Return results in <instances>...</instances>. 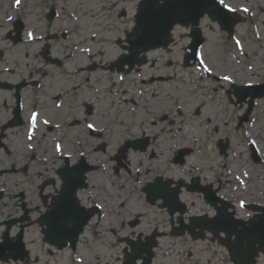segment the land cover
<instances>
[{"label": "flooded vegetation", "instance_id": "af4514ba", "mask_svg": "<svg viewBox=\"0 0 264 264\" xmlns=\"http://www.w3.org/2000/svg\"><path fill=\"white\" fill-rule=\"evenodd\" d=\"M64 1L66 0H42L37 6L43 5V12L37 9L38 13L33 14L38 18V23L44 27L43 30L46 28L44 34H38V31H41L40 26H33L35 36L41 37L36 40L42 46L39 56L47 68L55 70L68 69L71 61L84 58L79 53L81 28L77 27L73 29V32H70V29L65 30L69 28L70 23L80 25L82 17L79 11L69 16L66 13L69 4L66 5ZM15 2L16 0H0V34L5 32L2 37L0 36V239L7 234L8 241H11V244L5 241V247L0 252V264H24L23 262L35 264L40 261L37 258L38 254L46 255L50 259L46 261L47 263L67 261L69 264H86L85 251L91 245H95V249H98L101 244L111 250L117 246L116 243L120 242L125 243V249L129 251L127 247L129 244L146 243L153 235H157V248L152 264H204L203 260L196 262V260L183 259V263L180 260L170 261L172 254L168 253L171 251L157 252L158 248L165 246L163 237L171 236L173 232L182 233V240L185 241L180 245L186 250L198 245L199 240H195L196 238L205 236L201 240L208 241L206 246H203L204 249L212 247V249L220 250L223 249L222 242L211 237L208 227L202 226L214 218L217 211L222 214L224 222L229 214H233L235 219L244 222L258 221L261 210L255 212L251 210L252 206L264 207V202H262L264 188L261 181L262 163L261 161L255 162L252 158L253 150L256 153L259 152L260 146L257 138L254 142H250L249 139L242 140L241 144L245 143L247 148L243 147L244 153L241 154L242 159L236 165L237 169L233 168V163L223 165V171L229 175L225 180L221 176L212 177L214 172L212 165L208 163V156H202L201 160L197 159V169L190 170L186 169L185 165H175L174 157H172V164L179 169L175 173H180V175L168 177L158 166L165 142L162 143L159 133L152 135L145 130L142 133L145 142V151L142 154L146 157L147 165L143 167V178L130 179L132 186L138 188L132 189L130 194L118 195V176L124 172L132 176L131 163L128 162L127 170L118 171V148L110 153L114 145L109 138L108 140L103 139L104 134L101 133V129L106 128L98 125L97 121L100 116L96 115L98 112L96 100L101 96L100 89L89 86L84 89L83 82L69 86V82L66 81L54 83L60 87L59 90L50 85L45 87L44 78L48 74L53 75V73H47L45 68H36V73L34 71L22 73L19 67L21 61L17 60V46L26 43V23L29 20L17 18ZM226 3L237 9L236 12L229 14L231 23L228 27L234 28L232 34L221 29L223 24L219 19L214 18L213 14L208 15L201 22V26L205 23L206 50L211 48L210 53L213 58L215 50L217 52L215 62L208 57L206 61L213 69V74L208 76L212 81L211 91L220 94L221 101L227 107V111L225 110L221 115L226 119L223 123L224 125L229 122L233 123L234 133L242 134L255 122L254 119L262 117L261 106H264V0H226ZM86 4V0L81 3V5ZM120 5L121 3L118 2L110 3L104 8L103 13L107 21H113L118 15L116 10ZM57 6L63 7L60 18ZM244 8H248L249 11L244 12ZM52 9H55L56 15L50 23L48 15ZM17 20L21 21L24 26L22 41L18 44ZM177 30L178 28L174 31V43L169 49L149 52L146 55L148 62L142 67H136L131 74L127 75L136 79V82L131 83L134 88L128 89L131 93L133 90L137 92L136 96L130 97L131 102L136 104L137 102L133 99H138V102L145 103L148 116L162 123H169L171 126L175 123L173 120L175 115L182 116V112L177 109L176 94L172 93L169 96L170 91L174 92L173 82L178 79V74L182 69V55L185 50V48H179L180 41L177 39L185 40V38H182L183 34H178ZM126 33L125 31V35ZM213 36L217 37L219 44L211 42ZM55 44L56 47L62 48L61 56L53 51ZM47 48L49 59L43 55ZM18 53L23 55L22 51ZM223 57L226 58L222 59ZM115 59L117 60L118 57ZM97 70L108 73L106 68L96 62L78 67L77 73L82 75ZM223 75H230L234 83L219 81L218 77ZM247 85H252V87L249 88ZM150 97L158 101L154 104ZM169 97L172 107L166 108L165 100ZM43 99L47 102V111L41 106ZM161 100L164 101L161 102ZM251 105L253 109L249 115V121L238 127L239 120L247 115ZM202 107L199 106L194 110L195 117L203 114ZM230 107L233 108L231 111ZM76 108L83 109V118L76 116L70 120L69 115L72 113L70 110ZM32 112L39 114L37 123L47 119L52 124H58V129L52 127L48 131L49 134L55 131L69 134L70 130H74L73 128H79L78 130L81 129L83 135L87 133V136L94 141L90 149L100 156L95 161L97 170L86 175L87 188L77 189L76 187L75 199L79 200V207L84 210L83 213L74 210V201L70 202L68 194L64 197L60 196L64 184L61 170L74 168L80 159L76 158L78 153L70 154L64 142H62L64 147L59 154H56L55 143L51 140L52 144L48 149L46 148L47 150L40 147L34 139L37 123L35 126L31 123ZM209 119L211 118H208V121ZM88 123H94L96 130L88 129ZM210 125V123L204 125L206 134L212 137L217 136L220 127ZM110 126L111 124H108V128ZM165 131L163 130V133ZM66 134L58 138L66 141L69 136ZM29 136H32L31 140ZM231 143L232 146L236 144L230 141V147ZM101 144L104 145V149ZM172 148L175 153L176 147L172 146ZM180 149H191L192 151L185 162L191 156L204 151L203 147L197 149L198 153L191 147ZM218 149L217 145V152ZM258 159H262L260 153L259 158H255L256 161ZM149 167L153 169L152 176H149L146 171ZM161 174L165 180L171 178L181 187L180 203L184 205L182 214L177 208L175 215L171 217L169 214L172 211L171 208H161L160 201L156 204L152 203L148 193L144 191V188L154 183L155 178ZM137 175L140 177L139 173ZM181 175L184 179L183 184L180 183ZM235 177L240 179L238 184H232ZM57 185L60 187L58 188ZM214 196L215 200L211 201H214L215 206L205 200L208 197L213 199ZM241 200L245 202L244 208L240 207ZM85 214L90 215L85 216ZM164 215L166 218L163 220ZM88 216H90L89 221L85 225ZM82 224L84 225L83 232L79 235L73 249L71 246L75 240L74 235L79 232ZM241 229L240 227L239 230ZM59 231L66 234V246L62 250L47 245L43 240L44 234L62 233ZM19 234H23L25 252L28 254L27 258L22 261H17ZM134 235H137L135 239L132 238ZM231 243L235 244L233 239ZM192 252L193 250L188 249L185 254L192 258L195 255ZM105 261L108 260L100 254L89 264H112L113 260L108 263ZM205 263L210 264L209 260ZM257 264H264V259L259 258Z\"/></svg>", "mask_w": 264, "mask_h": 264}, {"label": "rangeland", "instance_id": "374dc122", "mask_svg": "<svg viewBox=\"0 0 264 264\" xmlns=\"http://www.w3.org/2000/svg\"><path fill=\"white\" fill-rule=\"evenodd\" d=\"M41 1L42 0H24L23 5L21 6V16L26 19V21L27 19L29 20L26 23L28 29L33 28V26H40L41 31H38V34H44L46 29L45 28L43 30L44 27L38 23V18L33 15L35 13H38L39 10L37 9H41L43 12V5L37 6V4ZM82 1L83 0H66L64 2L66 5L69 4L66 12L68 11V8L71 10V12H80V16L83 19L81 20V23L79 25V27L81 28L79 31V45L82 47L81 51H83V49L85 48H88L91 49V52H89L87 56H83L81 55V53V57H84L83 60H79L76 58L75 60L71 61L68 69L65 68V70H55L50 67L47 68L45 63L41 60L39 51L41 50L42 46L35 44L34 41V43L29 42L28 44L17 46V60L21 61V65L19 67L22 73L32 71L36 73V68H45L47 70V73H53V75L48 74V76L44 78L43 84L45 85V87L47 85H50L51 87H54L58 90L60 89V87H57L56 85H54V83L63 81L69 82V86L74 83L83 82L84 89H87L89 87L99 88L101 91V96L98 100H96V105L98 108V112L96 115L99 114L98 116L100 117L97 123L99 126H101V128L105 127L107 129V131L104 133L103 139L108 140L109 138L114 145V147L111 148L112 151H110V153H113L115 151V148H120L127 139L140 138L144 130H147L148 133L152 135L159 133L162 137V143L165 142V146L163 148L160 165L158 166L168 177H178L180 175V173H175V171H179V169L171 162V157L174 155L172 146L176 147L187 145L190 147L192 146L196 150L203 147L204 151L207 153H205V155H209L208 163L214 168V174L212 176L213 178L219 177L221 175V168L217 165L219 164V162H222L223 164L221 157L216 152V143L218 138L225 139L227 137L236 142V145H233V147L235 148L232 150L236 151L237 156H232L231 154L230 160L233 161L232 157H240L242 159L241 154L244 153L243 147H245L244 143L241 144L243 137L241 136V134L234 133V125H232L233 123L229 122L224 125L226 119L221 115L224 114L225 110L227 111V107L221 101L222 98L220 97V94L211 91L212 81L205 82L202 86L203 89H195L197 85L195 83H199L198 78L199 75L202 74L201 72H197L196 70L181 69L180 74L178 75L179 80H175L173 82L174 92L170 91L169 96L172 93L176 94L175 101L177 103V106L181 107L182 109V116L175 115L173 119L175 123L172 126L169 123H162L159 120H154L155 118H153L152 116H148L146 113L147 110L145 108L147 107V105L143 102H138V99H133L137 102L136 104L129 103L130 97L133 98V96H136L137 93L134 90L132 93L130 92V90H128L130 88H134L131 86V83L136 82V79L129 77V81H127V79L120 81L118 80L119 75H117V73L108 74L102 70H97L93 73H83L82 75H79L77 73L78 67L87 66L90 62H96L97 64L105 66L107 63L111 62L121 54V50L114 44V40L119 37H123V31L132 25L131 19L132 16L136 13L139 0H86L87 4L81 5ZM115 2H121L120 7L116 10L117 13L122 9L128 14L124 17V19L115 17L113 21L107 22L105 14L103 13L104 8L108 6V4ZM62 8V6H59L60 14H62ZM61 25L62 22L60 23V26ZM69 27H71V32H73V29L76 27V25L75 23H70ZM4 33L5 32L3 31L0 36L2 37ZM93 33L98 34V37H105V39L101 43L97 40L91 41L90 37ZM180 33L184 34V31H179V34ZM180 42L181 43H179V48H183V46L186 45V41ZM211 42H213L214 44H219L216 36L212 37ZM210 50L211 48H207V50L205 49V58L207 59L208 57V59H210L212 62H215L214 58L217 56V52L215 50L213 58V56H211L212 53H210ZM19 51H22L23 55H19ZM53 51L57 52L58 56H61L62 48L56 47L55 44V48ZM101 51H103V55H97L93 60H89L90 55L97 54ZM225 58L226 57H223L222 59ZM217 66L219 67V65ZM110 91L113 93L110 94ZM115 91H119L121 95L119 96L114 94ZM165 97L167 98V96ZM155 99L156 98L150 97V100L154 104L156 103V101H158ZM163 101L161 100V102ZM165 101L166 104L164 106L166 108H171L172 103L170 101V97ZM46 104L47 102H44L43 99L41 106L43 108L45 107V110L47 111ZM132 105H138L140 107H136V109H133L134 107H132ZM199 106H203V114L199 117H195L194 110ZM261 108L264 110V106H261ZM157 109L160 108L157 107ZM231 109L233 108L230 107V111ZM70 111H72V113L69 115L70 120H72L76 116H79V118L81 119L83 118L82 108L81 110L80 108H76L71 109ZM262 114L263 117L257 119L254 132L257 137H260L261 140H264V111H262ZM108 117H110V119H108ZM208 118L212 119V123L210 125L211 127H220L219 133H217L216 137H212L209 134H206L207 132L204 128V125L209 123ZM108 124H111L110 128H108ZM73 129L74 130H70L69 132L66 150L70 151V153H75L78 151H88L91 155L89 159L93 161L94 159L99 158L100 156L98 154H95L92 149H90V145L94 144V141L87 136V133L83 135L81 129ZM163 130H166L165 133H163ZM51 135L52 134H50L49 136V133H47L45 128H43V131L40 134L39 138L37 137L36 143H38L40 147L48 149L50 144H52L50 141ZM45 138H47L48 141L44 146L42 141ZM196 138L199 139L198 143L194 142ZM77 141L83 142V147H78L79 144L77 143ZM211 151L214 152L213 155H210ZM203 153L204 152L202 151V154L198 153V155L196 156H191L189 162L191 164H196V160H201ZM129 155L131 170L134 174L135 168H142L141 161H143V167L145 164L147 165V162L145 163L146 157L144 155L138 152H130ZM234 168L237 169L236 166ZM135 177L136 176L133 175L132 178ZM142 178L143 175L140 177V179ZM208 178H210V176H208ZM129 180L130 178L128 179L127 175L125 174L121 177V179H118V195L130 194L132 189L138 188L132 186L133 183L129 182ZM233 183L236 184V182ZM165 218L166 216L164 215L162 219L164 220ZM136 237L137 235L132 236L133 239H135ZM182 241L185 240H181L179 238L174 239L168 235L163 237L165 246L161 250L166 249L167 251L173 252V256L170 258V261L180 260L181 255V257L183 259L185 258V260H196V262H200L201 260H203L204 264H206L205 261L208 260L210 264H229L226 259H224L223 254L221 255L220 250L212 249V247L210 249H204V247L206 246V242L208 241H199L197 242L198 245H196L195 247L188 248L193 250L192 254L195 253L192 258H189V255L185 254L186 250L188 251V249L184 250L180 245ZM115 245L117 246L111 250L107 249L104 245L101 244H99L98 249H95V245L87 247L88 250L86 249L85 251V263H92L91 261H93L96 256L101 254L104 259L108 260L105 261L107 263L110 260H113L112 264H122L124 261L123 252L126 244L119 242ZM37 258L40 261H37L35 264H43L47 263L46 261H50V259L46 255L42 254H38ZM50 264L69 263L65 261L54 262Z\"/></svg>", "mask_w": 264, "mask_h": 264}, {"label": "snow or ice", "instance_id": "6c2138e0", "mask_svg": "<svg viewBox=\"0 0 264 264\" xmlns=\"http://www.w3.org/2000/svg\"><path fill=\"white\" fill-rule=\"evenodd\" d=\"M16 3L19 4L20 0H16ZM146 4H150V0H145V4L141 5L142 11L136 17L138 21L136 29L135 31L129 33L127 37L128 43L131 46L126 47V51L131 52L133 56H135L139 51H142L145 48L157 47L158 46L157 41L163 42L165 44V47H167V42L169 40L174 39V37L172 36V31L178 25H184V34L182 35V38H186L187 32L190 31L187 28L189 24V20L182 17L178 18L177 13L175 11V9L178 6L187 5V6H196L201 8V10L198 13L197 19L192 20L191 23H198L199 16H203L205 11H211L213 17L219 19L221 24H223L225 27L229 26V24L231 23V17L229 16V14L237 11L236 8L226 3V0H159V4L157 6L156 11L151 16H147L143 11ZM243 11L248 12L249 9L244 8ZM27 35L29 40L35 39L32 32H28ZM192 35L195 37L198 35V33L193 31ZM93 37H95V33H93ZM118 43L122 44L123 41H118ZM237 43L239 44V41H237ZM83 51L91 52V49L86 48L83 49ZM103 54H104L103 51H101V55ZM198 59H199V64L203 69V72L211 75L213 69L205 63L203 56L198 55ZM140 62L142 63L143 61ZM124 79H125L124 76L118 77V80L120 81H123ZM218 80L222 82L234 83L230 75L219 76ZM247 87L251 88L252 85H247ZM57 107H61V106L57 105ZM38 115L39 114L36 112L31 113L30 120L33 126H35L37 123ZM43 123L47 125L49 124V120L45 119ZM209 123L210 124L212 123L211 119H209ZM87 128L95 131L96 125L94 123H88ZM28 138L29 140H31L32 136H29ZM139 147H142L141 143H137V144L126 143L121 149V153L127 152L129 148H139ZM56 151L57 152L62 151L61 146L59 144L56 145ZM141 165L143 166V161H141ZM78 168L79 165H77L76 168H66L61 170V175L63 176L64 184L60 196L64 197L66 194H68L70 202L74 201V210L83 213L84 210L79 207V200L75 199L76 187H77L75 173L77 172ZM146 171L149 176H152L153 174L152 168L149 167L146 169ZM245 175H247V173H245ZM180 183L181 184L184 183L183 175H181ZM57 187L59 188L60 185H57ZM144 191L148 193L149 199H151L152 203L156 204L158 201H160L159 206L161 208L169 207L174 213L176 212L177 208H179L181 212L184 211V205L180 203L182 199L181 187L175 184L171 178L165 180L162 174L158 175L155 178V182L145 187ZM97 207H100V205H97ZM240 207L241 208L245 207V202L243 200L240 201ZM87 215L90 214H85V216ZM215 215H216V220L209 221V223L215 224L217 221L221 219L222 214H215ZM113 231H115V229H113ZM233 231H235V222L232 220V217H227L224 222L223 230L222 231L217 230V235H223L224 232H227L228 239L232 240L235 239L232 236ZM236 237H239V239L237 240V244L233 245L234 251L237 246L242 245L244 240L247 239V237H245L244 234L241 232H236ZM5 241H8L7 234L4 235L3 239H0V252H2L3 248L5 247ZM8 243L11 244V241H8ZM139 247L140 246L138 244H133L134 249L138 250ZM137 255H138V251L134 252L131 256H129L128 264H136ZM234 258H236L237 264H241L238 257H234Z\"/></svg>", "mask_w": 264, "mask_h": 264}, {"label": "water", "instance_id": "95a60500", "mask_svg": "<svg viewBox=\"0 0 264 264\" xmlns=\"http://www.w3.org/2000/svg\"><path fill=\"white\" fill-rule=\"evenodd\" d=\"M142 4H145V0L143 2H141L140 6H139V13L138 15L141 13L142 9H141V5ZM159 4V0H150V4H146L145 8H144V13L147 15V16H151L157 9V6ZM201 10L200 7H196V6H187V5H181V6H178L175 11L177 13V16L178 18L179 17H182V18H185V19H188L189 20V24H192L191 21L194 20V19H197V16H198V13L199 11ZM207 11L204 12V14L206 13ZM203 14V15H204ZM200 17L202 16H199L198 20L200 19ZM137 24H138V21H137ZM193 24H197V23H193ZM158 43V46L157 47H149V48H145L144 51L146 50H150V49H155V48H158L160 46H163L165 45L163 42H159L157 41ZM169 44V41L167 42V45ZM139 52L136 54L138 55ZM261 237H262V243H264V233L261 234ZM237 249H235L236 251ZM235 256L232 255V258L236 260V258H234ZM138 258L136 257V260Z\"/></svg>", "mask_w": 264, "mask_h": 264}]
</instances>
